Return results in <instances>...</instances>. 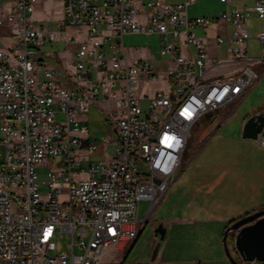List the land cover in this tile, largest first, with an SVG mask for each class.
<instances>
[{
  "label": "built area",
  "instance_id": "2783aa9c",
  "mask_svg": "<svg viewBox=\"0 0 264 264\" xmlns=\"http://www.w3.org/2000/svg\"><path fill=\"white\" fill-rule=\"evenodd\" d=\"M58 1L56 19L41 16L54 0L0 5V27L15 42L0 45V264H163L157 256L125 260L140 223L172 186L192 130L216 115L227 118L258 80L264 54L248 57L247 23L254 13L264 47V0L243 11L219 0L224 9L211 18L188 15L196 0ZM225 23L230 35L213 43L227 44L226 55L211 57L207 31ZM126 35L157 36L164 70L131 56ZM56 42L77 45L69 66L54 68L52 53H41ZM186 46L193 57L181 53ZM212 67L230 72L211 79ZM157 82L164 86L153 88ZM97 101L116 108L107 115L111 132L92 138L81 117ZM107 143L112 155L92 160ZM142 200L149 206L139 219ZM57 234L67 240L59 253ZM117 253L124 256L114 262Z\"/></svg>",
  "mask_w": 264,
  "mask_h": 264
},
{
  "label": "rangeland",
  "instance_id": "374dc122",
  "mask_svg": "<svg viewBox=\"0 0 264 264\" xmlns=\"http://www.w3.org/2000/svg\"><path fill=\"white\" fill-rule=\"evenodd\" d=\"M8 1L0 0V5ZM60 8L61 3L54 0L53 3L46 5V11L41 16L52 19L61 18ZM217 14L218 7L213 1L201 2L190 8L191 16L216 17ZM51 28H55L53 24ZM258 31L252 32L247 41L249 58H259L264 54V47L259 45L255 38ZM123 40L131 56L141 52L154 56L155 62L160 60L157 51L161 46L157 36L126 35ZM76 49L75 44L46 43L41 48V53L51 52L55 56L56 53L72 54ZM188 49L191 50V48ZM223 52L222 48L218 51L219 57H223ZM105 57H109L108 52ZM53 59L54 57H50L48 61L52 62ZM61 83L69 85L65 77L61 78ZM108 105L110 107L106 110L107 115L116 108L113 104ZM242 106L243 104L237 106V112ZM98 107L105 108L97 105ZM97 108H92L85 115V125L92 138H100L111 132L108 116L100 115ZM220 118L223 117L216 115L201 122L192 130L191 138L187 142L176 173L175 183L148 216L146 223H140L139 236L127 254L125 263L136 260L149 262L156 249L158 259L165 264H231L226 257L222 240L227 226L226 221L237 220L249 212L257 211H254V206L260 199L258 191L251 188L253 186L247 180L245 172L241 181L235 172L238 157L245 151L242 143L252 140L238 138L234 123L231 121L229 124L221 125ZM113 149L114 146L107 143L106 152L99 153L100 155L92 160L108 159ZM37 173L39 180L45 179V170H37ZM235 181L239 183L238 186L235 185ZM183 184L187 188V193L179 198L178 191ZM204 185H208L206 189L215 187L212 192H217V198L212 205L202 208V199L199 195ZM189 193L191 196L188 198ZM148 206L149 201L147 200L139 202V219L143 217ZM160 224L167 230L162 239L154 235V229ZM234 235L235 233L228 235L227 244L232 257L239 260L234 248ZM231 237H233V242ZM55 243L56 253L65 250L67 240L64 234H57ZM123 256V254H115L114 262H119Z\"/></svg>",
  "mask_w": 264,
  "mask_h": 264
},
{
  "label": "crops",
  "instance_id": "0c3cea01",
  "mask_svg": "<svg viewBox=\"0 0 264 264\" xmlns=\"http://www.w3.org/2000/svg\"><path fill=\"white\" fill-rule=\"evenodd\" d=\"M11 1V0H9ZM206 1H213L217 7H218V14L224 9V6L220 3L219 0H196V2L194 4H192L191 6H189L188 8V15L190 17H206V18H211V17H207V16H201V15H196V16H191L190 15V8L198 3L201 2H206ZM165 2L169 5H177L183 2V0H165ZM254 1L253 0H231L229 3V7L231 8H236L238 10H245L248 7H252L253 6ZM217 14V15H218ZM205 15H207V13L205 12ZM259 26H260V21L257 19L256 15L254 13L250 14V18L248 20L247 23V31H248V40L250 39V35L252 32H256L259 30ZM232 25L231 23H225L224 25H220L218 27H210L207 31V35L211 38L210 39V46H209V54L211 57H218V58H224L226 55V47L227 44H223L221 47L217 48L214 43H213V38L216 36H220V37H224V36H229L231 31H232ZM194 33L197 37H204L205 35V31L200 28L197 27L194 29ZM257 42L259 43L257 37L255 36ZM247 40V41H248ZM0 45L4 48H11L15 46V42L13 40V38L11 37V33L9 31L8 28L6 27H0ZM259 45H261L259 43ZM188 48H191V50H189ZM224 49V55L223 57H219L218 55V51L220 49ZM248 45H247V55H248ZM137 55H132L133 57H140V58H146V59H150L152 60L155 65H156V69L158 71H162L164 70L165 67V59L160 57V60H158L157 62H155L154 60V56H150L149 54H143L141 52H137ZM181 53L183 55L186 56H190L193 57L195 55V50L192 46H186V47H182ZM67 55V56H65ZM51 57H54L52 62L48 61V64L54 68H61L64 65L65 66H69L70 62L72 61L73 57H74V53L70 54L68 52H65V54H58L56 53V55L54 56L52 54ZM259 58H250L252 60H256V59H260ZM256 70L259 73V77L258 80L256 81V83L252 86V88L246 93V95L240 100L238 101L235 105H233V108L229 109V116L227 118H220V124L224 125V124H229V122H233L234 125L236 126V136L238 138H241L242 140H246L243 139L241 134H242V128H243V124L245 122V120L254 115V114H258V113H263L264 114V62L262 64L257 65ZM229 69L226 67H212L210 69V76L211 79L213 78H218V77H223L224 75H227L229 73ZM41 78V75H40ZM164 84L161 82H157L153 84V88H160L163 87ZM152 88V89H153ZM152 89H148L149 93H152ZM243 104L242 108L240 111L237 112L236 108L238 105ZM97 105L101 106V107H105V108H97ZM96 107L98 110V113H100V115L107 117V113L106 110L108 107H110V105H108V103L102 102V101H97L95 104H93L90 107L89 112L91 111L92 108ZM88 112V113H89ZM86 116H82L81 118H83L84 120H86L85 118ZM246 143H242L243 146L245 148V151L242 152V155H240L238 157L237 163H236V167H235V172L237 175V178L241 179L243 178V174L245 172V175L247 177V180L251 183V187L253 190L258 191L257 193H259V201L257 203H255V210H260L262 209V207H264V138L259 139L257 141H245ZM245 170V171H244ZM177 176V175H176ZM231 179H233L231 177ZM176 177L174 179L173 184L175 183ZM231 181V180H230ZM235 185L238 186L239 183L235 181ZM172 184V185H173ZM172 187V186H171ZM171 187L169 190H171ZM205 187H208V185H204L201 187L200 189V195L199 198L201 197L202 199V205L201 207L204 208L205 206L208 205H212L214 203V201L217 198V192L213 191V188H208L206 189ZM205 188V189H204ZM168 190V192H169ZM262 190V192H261ZM187 193V188L186 186L183 184L181 185L179 191H178V197L180 198L182 195L184 196V194ZM262 193V194H261ZM191 196V194H188V198ZM186 197V196H185ZM188 201V200H186ZM253 213V212H249ZM248 214V213H247ZM237 219V218H236ZM224 221V220H222ZM231 221H235V219H229L227 220V226L229 225V222ZM226 226V227H227ZM164 227V226H163ZM226 229V228H225ZM166 230V229H165ZM167 232V230H166ZM165 232V234H166ZM156 253L155 256H158L157 250L154 249L153 253ZM153 253L151 255L152 259L154 258ZM223 260V258L221 259ZM153 264H156L153 262ZM163 264H165L163 262ZM193 264V263H191Z\"/></svg>",
  "mask_w": 264,
  "mask_h": 264
},
{
  "label": "water",
  "instance_id": "95a60500",
  "mask_svg": "<svg viewBox=\"0 0 264 264\" xmlns=\"http://www.w3.org/2000/svg\"><path fill=\"white\" fill-rule=\"evenodd\" d=\"M241 136L253 141L264 138V114L248 117L243 124ZM165 232L162 224L154 229V235L161 239ZM231 233H235L234 248L239 260L232 257L228 248L227 237ZM222 240L226 257L231 264H264V208L233 221L226 227ZM155 254L154 252L153 256Z\"/></svg>",
  "mask_w": 264,
  "mask_h": 264
},
{
  "label": "trees",
  "instance_id": "16d2710c",
  "mask_svg": "<svg viewBox=\"0 0 264 264\" xmlns=\"http://www.w3.org/2000/svg\"><path fill=\"white\" fill-rule=\"evenodd\" d=\"M233 221H231V222H229V224H231ZM231 240H232V242H233V237H231Z\"/></svg>",
  "mask_w": 264,
  "mask_h": 264
}]
</instances>
